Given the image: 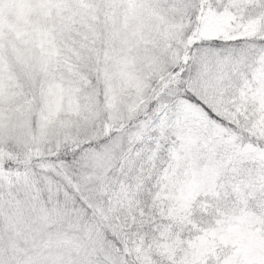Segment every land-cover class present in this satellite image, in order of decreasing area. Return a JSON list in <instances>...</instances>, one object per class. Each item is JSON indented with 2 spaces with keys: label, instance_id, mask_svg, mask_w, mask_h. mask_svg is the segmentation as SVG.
<instances>
[{
  "label": "rangeland",
  "instance_id": "obj_1",
  "mask_svg": "<svg viewBox=\"0 0 264 264\" xmlns=\"http://www.w3.org/2000/svg\"><path fill=\"white\" fill-rule=\"evenodd\" d=\"M166 4L167 0H8L0 15V109L11 125L14 143L21 149L30 147V155H42L45 149L79 146L78 138L95 139L102 135L101 125L106 131V125L132 124L125 149L132 157L140 147L141 158L147 146L157 147L170 132L182 161L188 162L186 147H214L219 152L218 168L223 170L215 176L226 181L224 187L236 190L230 181H236L242 165L252 163L251 152L241 150L228 136L221 140L216 138L218 133H209L210 123L198 109L190 113L197 118L187 122L182 118L180 123H167L163 117L155 125L154 117L142 121L146 100H153L159 88L153 87V81L160 84L156 61L165 56L174 61L173 46L183 36L181 20L191 8L184 0H176L175 8L168 5L169 10ZM258 26L257 22L246 28L245 34L254 35ZM222 30L219 22L210 21L204 38ZM251 99L264 106V95ZM217 114L236 122V115L226 108ZM258 133L264 136L262 129ZM118 157L129 160L117 153L107 179L75 173L78 190L92 200L88 206L106 222L104 206ZM216 167L210 166L208 157L199 167L187 163L170 177L168 186L181 201L193 198L210 187L208 180L200 178ZM260 182L264 185V179ZM241 242L239 238L233 262L222 264H264V241L254 258L245 250L246 242L242 247ZM138 259L144 263V255Z\"/></svg>",
  "mask_w": 264,
  "mask_h": 264
},
{
  "label": "snow or ice",
  "instance_id": "obj_2",
  "mask_svg": "<svg viewBox=\"0 0 264 264\" xmlns=\"http://www.w3.org/2000/svg\"><path fill=\"white\" fill-rule=\"evenodd\" d=\"M6 2L0 0V15ZM184 3H190L191 8L184 16L186 28L181 20L183 36L179 45L173 46L174 61L167 56L156 61L160 84L154 80L153 87H166L157 100H146L143 119L154 117L153 125L161 117L167 123H180L182 118L187 122L197 118L190 113L199 109L212 122L207 124V131L218 133L216 138L224 140L228 132L220 130L239 132L241 127L247 128L255 119L249 112L259 106V101L251 98L264 95V0ZM168 5L175 8L176 0H167L165 10H169ZM210 21L219 22L223 30L204 38ZM253 22H258L259 30L254 35L245 34ZM221 108L234 113L236 122L218 115ZM5 115L0 109V264H121L122 246L112 247L118 237L111 224L105 227L107 222L88 207L92 203L89 196L76 194L73 185L77 191L79 185L75 177L66 184L59 173L70 169L107 179L117 153L131 159L124 137H117L109 127L106 136L78 138L79 146H72L71 151L65 145L30 155V147L21 149L14 143ZM116 127L125 131L120 125ZM45 164L51 168L46 169Z\"/></svg>",
  "mask_w": 264,
  "mask_h": 264
},
{
  "label": "trees",
  "instance_id": "obj_3",
  "mask_svg": "<svg viewBox=\"0 0 264 264\" xmlns=\"http://www.w3.org/2000/svg\"><path fill=\"white\" fill-rule=\"evenodd\" d=\"M255 23L251 26H255ZM165 87L162 85L156 90L153 100L159 98ZM160 108L158 104L157 110ZM262 110L264 106L259 104L250 111L249 117L250 114L256 115L255 119L247 128L241 127L239 132L220 130L227 131L228 137L241 150L251 152L252 163L249 166L242 165L236 181H230L236 190L224 187L226 181L215 176L217 172L221 176L223 170L218 168L219 152L214 147H186L184 152L189 155L188 162L182 161L184 157L170 132L164 135L157 147L153 148L155 144H151L150 150L147 146L148 150L141 158L137 154L140 147L134 149L133 152H137L129 162L117 158L107 205L104 207L108 214L107 225L111 224V229L118 237L112 247L122 246L119 255L121 264H215L217 260L220 264L233 262L234 257H237L239 238L242 240L240 246L246 242L245 250L248 252L249 249L254 258L264 241V235L256 236L259 231L264 234V185L260 182L264 179V142H261L264 136L258 133L260 129L264 131V115H260ZM131 125L122 126L125 129L123 132L117 127L111 129L116 136L123 134L124 139H127ZM109 127L106 125L107 130L102 132V136L108 134ZM241 132L249 135L241 136ZM69 150H72V146H69ZM207 157L210 166L216 164L217 167L216 170L212 168L211 172H204L200 180H208L210 187L205 192H198L193 198L181 201L179 196H175V190L168 186L170 177L182 171L187 163L202 166ZM50 168L51 165H48L47 169ZM64 171L68 175H64ZM59 175L66 184L71 183L75 177L70 169L62 170ZM73 190L79 195L80 191H77L75 185ZM122 194L125 198L119 200L117 196L122 197ZM113 221L115 223H111ZM140 255H144V263L138 259ZM261 257H264V250Z\"/></svg>",
  "mask_w": 264,
  "mask_h": 264
}]
</instances>
